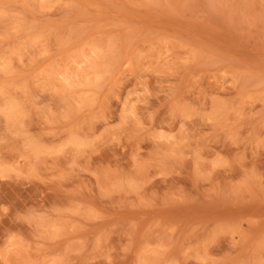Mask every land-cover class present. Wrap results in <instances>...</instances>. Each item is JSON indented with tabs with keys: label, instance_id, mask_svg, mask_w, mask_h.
Returning <instances> with one entry per match:
<instances>
[{
	"label": "rangeland",
	"instance_id": "1",
	"mask_svg": "<svg viewBox=\"0 0 264 264\" xmlns=\"http://www.w3.org/2000/svg\"><path fill=\"white\" fill-rule=\"evenodd\" d=\"M0 264H264V0H0Z\"/></svg>",
	"mask_w": 264,
	"mask_h": 264
}]
</instances>
